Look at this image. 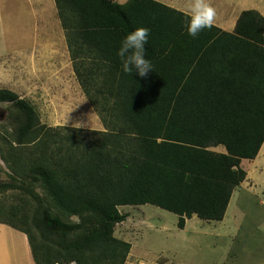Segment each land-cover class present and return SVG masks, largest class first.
<instances>
[{
    "label": "trees",
    "instance_id": "16d2710c",
    "mask_svg": "<svg viewBox=\"0 0 264 264\" xmlns=\"http://www.w3.org/2000/svg\"><path fill=\"white\" fill-rule=\"evenodd\" d=\"M78 85L102 131L41 124L34 107L0 89V224L35 243L43 264H125L114 237L120 207L150 205L177 216L223 220L246 179L241 162L264 143V18L242 12L232 33L196 38L185 14L152 0H54ZM150 29L153 72L125 74L123 36ZM222 147L224 152L212 149ZM76 218L77 221H71Z\"/></svg>",
    "mask_w": 264,
    "mask_h": 264
},
{
    "label": "rangeland",
    "instance_id": "374dc122",
    "mask_svg": "<svg viewBox=\"0 0 264 264\" xmlns=\"http://www.w3.org/2000/svg\"><path fill=\"white\" fill-rule=\"evenodd\" d=\"M222 1L236 2L235 7L239 8L243 2L247 10H255L258 6L264 8V0ZM15 8L17 11L7 14L3 5L0 11V89L9 90L31 103L41 124L47 127L102 131L97 115L77 82L67 79L61 84H45L40 74L31 75L30 69L24 68L26 63L19 53L14 55V49L21 46V41L30 45L28 34L32 32L25 6L19 4ZM8 108L7 104H0V133L5 129L11 131L6 120ZM212 151L224 152L222 147ZM259 153L255 160L241 163L247 185L234 193V201L227 213L228 222L241 226L237 237L234 231L229 234L220 229L216 222L206 225L196 217L185 221L184 228L179 229L176 215L150 205L120 207L118 210L126 220L115 227L114 237L129 243L134 250V257L126 263L262 264L257 258L262 259L264 255V152ZM5 180V175L0 172V181ZM245 188L253 190L246 193L242 191ZM0 204L16 206L20 204L19 195L14 192L0 194ZM210 226H218L219 236L212 237ZM246 240L249 246H246Z\"/></svg>",
    "mask_w": 264,
    "mask_h": 264
},
{
    "label": "crops",
    "instance_id": "0c3cea01",
    "mask_svg": "<svg viewBox=\"0 0 264 264\" xmlns=\"http://www.w3.org/2000/svg\"><path fill=\"white\" fill-rule=\"evenodd\" d=\"M113 1L120 5L127 2V0ZM152 1L183 14L188 11V7L191 3V0ZM209 3L216 9L217 12L213 27L226 33L233 32L236 21L242 12L250 11L247 10V7H244L245 5L243 2H241V8L235 7L236 2L229 3L226 1L223 2L222 0H209ZM19 4H23L25 6L24 9L27 10L29 24L32 26V32L28 34L30 45L27 46L24 41H21V46L14 49V55L19 53L26 63L24 68L30 69L29 71L31 75L40 74V77L44 79L43 81L45 84H61L66 82L67 79H72L77 82L72 69V63L69 57L64 32L58 19L54 0H0V11L4 5L7 14L10 11L14 12L16 9L15 6H18ZM254 9L255 10L252 11L258 12L264 18V8L258 6L254 7ZM259 152V154L264 152V143ZM255 183L257 187L258 184L256 181ZM245 185H247V179H245L240 187L233 192L223 220L216 223L213 222L219 225L220 229L227 230L229 234L234 231L236 233V237L241 226H235V222H228L226 217L231 202L234 201V193L237 190H241L240 188L242 186L246 187ZM251 190H253V188H245V190L242 191L249 193ZM213 223L206 222L205 224L213 225ZM210 229L212 237L216 238V235L219 236V233L216 231L218 226H216V228L215 226H210ZM204 232H206V230H204ZM214 240L219 241V239ZM247 245L249 246V242L247 243L246 240V246ZM133 252L134 250L131 245L127 260L134 257ZM262 253L263 250L261 249L260 254ZM262 256V259L257 258V260L262 261V264H264V255L262 254ZM0 264L43 263L40 252L35 243L31 242L25 234L20 233L6 225L0 224Z\"/></svg>",
    "mask_w": 264,
    "mask_h": 264
},
{
    "label": "clouds",
    "instance_id": "9594fccd",
    "mask_svg": "<svg viewBox=\"0 0 264 264\" xmlns=\"http://www.w3.org/2000/svg\"><path fill=\"white\" fill-rule=\"evenodd\" d=\"M217 12L209 0H191L185 13L183 28L187 35L196 38L204 30H210L215 22ZM150 29L136 27L126 33L120 41L116 56L120 61L122 72L145 77L153 72V63L146 57L145 45L149 42Z\"/></svg>",
    "mask_w": 264,
    "mask_h": 264
}]
</instances>
